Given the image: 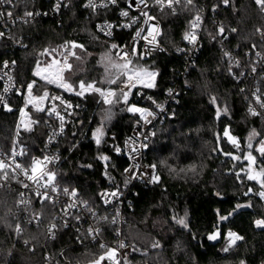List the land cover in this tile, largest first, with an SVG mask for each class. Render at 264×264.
<instances>
[{"label":"trees","instance_id":"1","mask_svg":"<svg viewBox=\"0 0 264 264\" xmlns=\"http://www.w3.org/2000/svg\"><path fill=\"white\" fill-rule=\"evenodd\" d=\"M200 3L201 0H194L192 5L184 4L176 14L169 10L159 13L163 25L160 39L167 47L182 43L190 22L199 12ZM47 4L45 0L16 1L21 12L36 11ZM103 17L104 11L90 12L74 2L63 12L61 20L41 16L33 22L17 25L15 33L26 41V48L13 49L7 41L0 40V60L6 57L16 60L20 90L16 108L0 111V133L10 138L18 108L23 103V92L32 81H35L36 94L57 91L80 100L86 109L74 113L68 123L60 146L62 161L54 171L58 184L76 190L85 201L98 208L102 207L99 194L104 188L126 183L124 170L128 158L119 155L115 147L123 144L134 122L133 115L121 109L117 89L124 78L112 84L105 80L106 66L111 69L112 78L117 73L111 63L102 58L108 54L112 62L123 61L111 53L107 41L96 33L95 25ZM219 18L224 34L217 35L216 27L208 26L197 65L185 78L178 73L180 62L175 56L164 54L153 62L142 63L155 68L158 74L154 87L140 84L135 91L142 88L145 93L160 97L168 86L182 85L175 115L157 124L149 146L147 159L156 165L159 182L151 187L136 185L138 193L127 211L122 233L127 242L143 247L154 241L162 245L160 250L135 257L138 264H241L242 261L243 264H264V227L255 224L264 219V199L256 194L264 189L256 180L247 179L248 171L243 170L245 165H250L245 159L248 153L255 157L252 166L257 172L264 168V155L258 153L256 142L251 141L252 148L248 147L251 131L255 130L258 137L264 139V109L255 103L252 93L255 80H264V69L256 76L243 70L254 63L247 59L251 46L264 49V36L257 31H264V12L255 0H229L219 11ZM73 41L83 48L76 51L80 59H76L77 56L70 59L73 68L66 72L69 83L79 88L81 81L95 82L102 89L114 90L118 102L113 98V104H105L95 92L72 95L34 75L39 62L70 52ZM225 51L231 58H238V67L224 56ZM212 97L216 98L215 104L211 102ZM261 98L264 99L263 94ZM220 106L227 108V112L223 111L218 117ZM250 106L257 108L261 115H251ZM108 111L111 119L105 121L103 115ZM37 117V128L27 138L35 142L31 144L33 152L39 151L47 134L45 116L38 114ZM102 124L105 135L97 146L92 134ZM226 127L240 141L239 148L222 137ZM101 156L109 160L99 159ZM234 156L239 159H233ZM253 170L251 167L252 173ZM250 188L253 192L245 195ZM17 196V189L0 190V264H42L49 251L55 255L63 251L65 258L84 264L94 261L104 251L97 242L79 244L70 229L62 230L55 240H48L46 225L53 218L51 211H43L44 220L39 226L20 222L11 213ZM185 213L187 228L173 219L184 217ZM221 216L228 218L221 220ZM17 223L23 229L19 235L15 232ZM104 225L103 235L111 243L115 239V227L108 222ZM217 230L221 231V241L213 243L208 236ZM229 232H237L243 239L224 252Z\"/></svg>","mask_w":264,"mask_h":264},{"label":"built area","instance_id":"2","mask_svg":"<svg viewBox=\"0 0 264 264\" xmlns=\"http://www.w3.org/2000/svg\"><path fill=\"white\" fill-rule=\"evenodd\" d=\"M17 0H12L9 4L6 0H0V12L5 13L4 16L0 17V32L4 33L0 36V40H5L9 43L10 47L13 49H23L26 48L27 43L24 41L22 36H17L15 30L17 25L20 23L33 22L38 17H54L59 20L62 19L63 12L70 8L74 2H77L81 7L87 9L90 12L104 11L105 17L98 20L95 25L96 33L107 41L108 49L111 53L118 59L121 60L120 56L122 53L127 52L131 55L133 47H135L136 55L131 56L133 63L136 65H143V61L153 62L161 55L175 56L180 65L178 66V73L182 77H186L188 73L196 67L199 54L202 50L204 39L206 33H208V26L213 25L216 27V34L218 33V28L223 25V22L219 18V11L225 5L223 0H201L198 14L201 16V23L199 28L195 30L197 35V41L195 45L189 43L184 38L182 43L173 48L167 47L160 39L163 34L162 19L159 13L161 9L154 5V0H148L149 7L143 9L147 11L149 15L155 17L154 20L145 23L146 17L141 15V7L136 5V0H117L115 5H109L107 8H98L95 11L86 7L88 0H60V8L57 11L55 5L57 0H45L48 4L46 7L34 10H27L21 12L16 5ZM97 3L100 0H96ZM132 7H129V4ZM184 5L182 2L175 6V14L180 10L181 6ZM164 10L172 11L169 8H164ZM11 11L13 16L10 18L7 16V12ZM127 11L128 16H122L121 12ZM25 12H32L34 15L32 17H25ZM135 21V22H133ZM105 24H111L113 27L109 30L105 28L103 31L100 27ZM124 25H130L129 27H124ZM155 25L159 28V33L156 35V42L149 44L148 41L143 39L147 36L149 31V26ZM141 29L143 31H141ZM190 30V24L188 29ZM111 31V35H106L105 33ZM141 31V36L137 37L136 33ZM185 32V33H186ZM218 35V34H217ZM221 36V35H220ZM184 37V36H183ZM149 40L152 37H148ZM117 45V48L113 49L111 45ZM261 53V56H257L256 53ZM71 54L67 55L68 62H70ZM142 57V58H141ZM234 63L238 61L236 56L231 58ZM247 59H252L254 62L251 66L243 67L244 73L256 76L260 71L264 69V49L258 48L253 45L251 49L247 52ZM64 60V59H63ZM5 62H7V67H5ZM63 62V61H62ZM61 62V63H62ZM255 66L257 71L253 73L251 71L252 66ZM240 66H242L240 64ZM11 77V79H9ZM122 80L119 83L117 91L124 87ZM33 82V81H32ZM31 82V83H32ZM256 85L253 88L252 93L257 95L263 94L264 96V80L256 79ZM0 111H9L8 109L16 108V98L20 97V90L18 88L16 79V60L6 57L0 60ZM140 84H137V86ZM180 83H175L168 86L163 95L157 97L156 95L147 94L142 88H138L135 91V87L131 89V94L128 98V104H125L122 100L121 109L128 112L126 109L128 106L134 105L136 107L147 110L151 112L152 115L147 117V122L142 119L139 113H131L134 117V122L131 127L130 132L125 136L124 142L120 147L121 152L119 155L128 158V164L125 169H130L126 172L124 170V176L127 183L118 186H109L104 188L100 194L99 199L101 201V208L93 206L88 203L92 211H88L80 201H85L78 193L77 197H71L65 195L63 187L56 181V176L54 180V186L56 191L52 192L51 186L47 189L41 187L40 192L47 191L51 200H42L41 197L36 195L37 185L32 181H29L25 176L16 169L13 173L12 169L15 164H20L24 167L30 168L33 159H38L43 162L45 156L54 158L51 163H47V170L55 173L54 169L62 161L61 143L66 136L67 126L70 122L74 113L80 112L86 109V106L78 99H72L65 95L63 92L52 91L48 92L49 96L44 101H36L33 103H27L28 91L27 88L23 92V103H21L18 108L17 118L15 121L14 131L10 138L4 137L0 133V160L10 165L9 178L5 181L0 179L1 189H17V201L21 199L20 193H24V199L30 201V204L26 207L21 205L17 206V201L15 203L14 209L11 211L12 214L21 222H26L29 225L39 226L44 220V210L51 211L53 218L46 225V238L48 240H55L59 236L62 230L70 229L74 232L75 238L78 240L79 244L86 242H97L100 245L104 244V251L100 256L105 255L108 249H116L117 255L115 259L105 258L101 261V264H138L135 257L144 256L150 253V251L162 249L161 243L160 247H153L152 245L157 241L152 242L148 247H143L136 243H129L123 237V228L127 219V211L131 209L134 203V198L138 193L137 186L141 187H151L156 182H151V177L153 172L158 175L157 167L155 170L151 167L153 163L149 162L147 159L149 146L151 140L156 134V126L158 123L165 121L167 118L173 117L176 113V106L179 102V93L181 91ZM187 86L186 82L184 83ZM136 86V87H137ZM35 87V84H34ZM34 87L32 89L33 97H41L43 93L36 94L34 92ZM7 89V91L5 90ZM127 91V89H124ZM259 90V91H257ZM72 95H76L75 92ZM53 97H60L65 104H61L59 99H52ZM66 104H71V108H66ZM41 107L45 109L44 111H36V107ZM55 106L56 112H59L60 116L64 117L63 131L60 129V119L55 114L49 115V111ZM159 106V107H158ZM21 109L24 110L25 115L21 116ZM10 110V111H11ZM257 110V108H256ZM258 111V110H257ZM259 112V111H258ZM38 114L44 117L45 127L47 129V134L45 139L39 145V151L33 152L31 144L35 143L33 140H27L29 135L37 128L39 119ZM23 120V123L21 122ZM27 124L31 131L27 130L24 125ZM19 125V128L17 127ZM51 138V139H50ZM126 142L127 146H126ZM147 147H143V145ZM38 147V146H37ZM135 147L137 151L133 152L132 148ZM23 150L24 154H20ZM13 151L16 155L13 159ZM138 165V167H133ZM43 167V164L41 165ZM39 175V173H37ZM27 183L30 185L29 188H24L22 183ZM44 183V181H41ZM69 192L72 190L67 188ZM251 189V188H250ZM119 190L118 197H103L102 193H111L113 191ZM261 191V190H260ZM253 192V190H252ZM250 192V193H252ZM245 193H249L248 191ZM260 197V196H259ZM110 200L109 203H105V200ZM76 202V207L68 209V215L65 216L64 209L73 202ZM35 213L40 214V219L37 222L33 217ZM79 217V220L75 219ZM102 217H107V220L101 219ZM113 218H115V223H113ZM31 221V222H29ZM111 223L115 227L114 241L108 243V240L103 235L105 231V223ZM55 223L57 228L55 230V238H51L48 234V228L50 224ZM66 224V226H65ZM89 227L99 228L100 232L96 235L95 239L88 235ZM123 244L124 247H120ZM99 256V257H100ZM99 257L97 259H99ZM95 259V260H97ZM94 260V261H95ZM93 261L84 264H92ZM42 264H83L78 260H71L64 257L63 251L58 255L46 252L44 263Z\"/></svg>","mask_w":264,"mask_h":264},{"label":"snow or ice","instance_id":"3","mask_svg":"<svg viewBox=\"0 0 264 264\" xmlns=\"http://www.w3.org/2000/svg\"><path fill=\"white\" fill-rule=\"evenodd\" d=\"M7 3L11 4L12 0H6ZM184 3L185 5H192L194 0H154V5L158 6L161 11L164 10V8H169L172 10L173 14H175V6L179 5L181 3ZM117 3V0H100L99 3L96 2V0H88V4L86 5V7H90L92 8L94 11L98 8H107L109 5H115ZM223 3L225 5H227L229 3V0H223ZM256 5L260 8V10L262 12H264V0H255ZM136 5L137 6H142L141 7V15L146 17L145 23H147L148 21L154 20L155 17L151 16L148 14L147 11H144L143 9H146L147 7H149V2L148 0H136ZM61 4H60V0H57V3L55 5V9L58 11L60 8ZM133 5L130 3L129 7H132ZM5 13L0 12V17L4 16ZM34 14L32 12H25L24 16L25 17H32ZM122 16L127 17L128 16V12L127 11H122L121 12ZM7 16L8 17H12L13 13L11 11L7 12ZM27 22V21H25ZM135 22V21H133ZM201 23V16L199 14H197L195 16V18L190 22V30L187 31L184 34V39L186 41H188L189 43L195 45L196 41H197V35L195 30L197 28H199ZM130 25H124V27H129ZM100 27V30L103 31L105 28L107 29H111L113 26L111 24H105L102 26H98ZM141 31H143L141 29ZM141 31H138L136 33L137 37L141 36ZM231 31L235 32L236 29H231ZM258 32H261V35L264 36V31H262L261 29H257ZM225 32L224 26L220 25L218 28V35H223ZM159 33V28L158 26L155 25H150L149 26V31L147 36L143 37V39H145L146 41H148L149 44H153L156 42V35L154 34H158ZM106 35H111V31H108L105 33ZM4 33L0 32V36H3ZM148 37H152L151 40L148 39ZM71 43V48L75 49V48H83V45H79L76 42H70ZM65 47H67V45H65ZM111 47L113 49L117 48V45L113 44L111 45ZM253 48H255V45H253ZM47 51V50H46ZM55 51V50H53ZM71 55L75 56V53L72 52ZM136 55V50L135 47H133L131 55L127 52H124L121 54L120 58L123 61L122 63H116V62H112L111 61V57L110 55L106 54V56L103 59H107L110 63H111V68L116 69V76L114 78H112V73H111V69L108 68L107 66L105 67V80L107 83L112 84V83H116V81L118 79H120V77L124 78L123 84L124 87L120 89V98H122L123 102L125 104H128V98L129 95L131 94V89L136 87L137 84H142L143 87L146 88H152L155 86V77L157 76V72L155 71H149L147 68H144L142 66H138L136 64L133 63V60L131 59V56ZM257 56H261V53L257 52L256 53ZM224 56L225 57H229L231 59V54L227 51L224 52ZM142 58V57H141ZM76 59H80L79 56L76 57ZM236 66H239V61H236ZM5 67H7V62H5ZM73 68V65L71 63L68 62V58L67 56L64 57L63 62H58L55 59H53V61L51 63H49L47 65V67L45 68H41L40 64H37V70L35 71L34 75L40 77L42 80H44L45 82L49 83V84H56L57 87L63 88L67 91H74L73 85L68 83L64 77V72L65 71H71ZM251 71L253 73H255L257 71L256 67L253 65L251 68ZM229 72H231V67L229 68ZM241 75H243V73H241ZM9 79H11V77H9ZM35 81H33L32 83H29L27 85V91H28V100L26 101L27 103H33L34 100L36 101H44L45 99L48 98L49 94L47 91H45L43 93V95L41 97H33L32 96V89L34 87ZM124 89H127V91H125ZM7 91V89H5ZM87 91H93L96 93H99V95L103 98L104 103L105 104H113L114 103V99L113 98H117V93L115 91L112 90H103L101 88H98L95 86V82H91V83H85L84 81H81L79 83V91H76L75 94L78 96H83L85 94V92ZM243 91V90H242ZM259 91V90H257ZM254 99H255V103L257 105H259V107L261 109H264V99L261 98L260 95H257L256 93H253ZM3 98L0 97V100H2ZM52 99H59L61 104H65V102L60 98V97H53ZM117 98V101L118 102ZM211 102L213 104L216 103V98L212 97ZM66 108H71L72 105L71 104H66L65 105ZM159 107V106H158ZM9 111L11 109H8ZM45 109L41 108V107H36V111H44ZM128 112L131 113H139L142 119H145V121L147 122V117L151 116L152 113L151 112H147V110L136 107L134 105L128 106L126 109ZM225 113L227 112V108H225L223 110ZM249 113L253 116H257V115H261L260 112H258L256 110L255 107H249L248 109ZM52 113H55L59 119H60V129L61 131H63V126H64V117L60 116L59 112H56V108L55 106L52 107V109L49 111V115H51ZM221 114L220 109H217V116L219 117V115ZM25 115L24 110L21 109V116L23 117ZM105 121L106 120H110L111 119V112L108 111L105 113V116L103 118ZM23 123V120L21 121ZM19 128V125L17 126ZM24 127L31 131V128L25 124ZM93 139L95 140V143L97 146H99L102 143L103 137L105 135L104 132V127L103 124L101 125V127H98L94 132H93ZM225 136H227L230 140V142H232L237 148H239V143L238 141L234 138L231 137L229 135L228 130H225L224 133ZM259 135V133H257L255 130H253V132L250 134L249 136V144L248 147L252 148V144H251V139L255 136ZM51 139V138H50ZM126 142V146H127ZM143 147H147V145H143ZM115 151L117 153L121 152L120 147L116 146L115 147ZM132 151L135 152L137 151V149L135 147L132 148ZM257 151L261 154L264 155V140H261L259 142V147L257 149ZM21 155L24 154L23 150L20 153ZM16 153L15 151H13V159L15 157ZM227 155V154H226ZM52 159L54 158H50L45 156L43 158V162L41 160L38 159H33L32 161V165L30 168L28 167H24L20 164H15V167L12 169L13 173H15L16 169H19V171L25 176V178L29 181H32L33 183H35L37 185V190H36V195L41 197L42 200H51V197L49 196L48 192H40V188L43 187L45 189H47L49 186H51V190L52 192H55L57 189L54 186V180H55V176L56 174L50 170H47V163H51ZM99 159L107 162L109 160V157L107 156H101L99 157ZM233 159H239V157L234 156ZM245 159H247L251 164L255 163V157L252 156L251 153H248L245 156ZM47 162V163H44ZM43 164V167H41V165ZM89 167H91L89 165ZM107 167V164H106ZM133 167H138V165H134ZM151 167L153 168V170H155L156 165H151ZM10 168V165H8L7 163H5L3 160H0V179L2 180H7L9 178V171L7 169ZM194 171V168L192 169ZM126 172L130 171V169H125ZM37 173H39V175H37ZM105 175L107 176L108 173L107 171H105ZM239 173H237V177L239 178ZM111 179V177H109ZM247 179L249 180H256L259 184L261 189H264V168L260 169L259 172H256L255 174L252 173L251 171V167L248 170V174H247ZM41 181H44V183H41ZM151 182H159V176L155 174V172H153V175L151 177ZM22 183V186L24 188H29L30 185L27 183ZM127 183V181H126ZM0 187H3V185H0ZM64 194L65 195H69L71 197H77L78 193L76 192V190H72L71 192H69V190L67 188L63 189ZM248 192H252V189H249ZM258 196H260L262 199H264V190L259 191L258 193H256ZM21 199H19L17 201V206H27L30 204V201L25 200L24 197V193L21 192L20 194ZM103 197H118L119 195V190L117 191H113L111 193H102L101 194ZM245 195H248V193H245ZM110 200H105V203H109ZM80 204H82L85 208L88 209V211H92L91 207L88 205L87 201H80ZM248 207H250L251 205H246ZM76 207V202L74 201L73 203L69 204L67 206V208L64 209V214L65 216H67L68 213V209L70 208H74ZM237 207H242V205H237ZM231 215V214H230ZM186 216L187 214L185 213L184 217H173V219L176 221L177 224L183 226L184 228L188 227L187 221H186ZM37 222L40 219V214L39 213H35L34 217H33ZM228 217L226 216H221L220 219L221 220H226ZM75 219L79 220V217H75ZM101 219L107 220V217H102ZM31 222V221H29ZM113 223H115V218H113ZM255 224L257 227H264V219L261 220H257L255 221ZM9 227H11V225H8ZM66 226V224H65ZM57 228V225L55 223L50 224L49 228H48V234L51 238H55V230ZM23 231V229L21 228L20 224L17 223L15 225V232L19 235L21 234ZM88 231V235L92 236L93 239H95L96 235L99 234L100 229L99 228H93V227H89ZM220 233L219 231H215L213 234L208 236L209 240H215L219 237ZM243 237L237 235L234 232H229L227 234V245L226 247L223 249L224 252H228L235 244L238 240H242ZM27 243V241H26ZM153 247H160L159 243L156 242L152 245ZM101 248H104L105 245L101 244L100 245ZM120 247H124L123 244L120 245ZM117 255V251L116 249H108L106 256L102 255L99 257V259L95 260L92 262V264H101V261H103L105 258L108 259H115ZM116 264H119V262L117 261ZM241 264H243V261L241 262Z\"/></svg>","mask_w":264,"mask_h":264},{"label":"rangeland","instance_id":"4","mask_svg":"<svg viewBox=\"0 0 264 264\" xmlns=\"http://www.w3.org/2000/svg\"><path fill=\"white\" fill-rule=\"evenodd\" d=\"M78 49H82V48H75V49H71V51L70 52H66V53H64L63 55H58V56H51V57H49V59L47 60V61H44V62H39V64H40V67L41 68H45V67H47V65L49 64V63H51L52 61H53V59H55L56 61H58V62H62L63 61V59H64V57L65 56H67V55H70L72 52H74L75 53V56H77V50ZM75 56H71V58L70 59H72L73 57H75ZM106 59V58H105ZM106 61H108L107 59H106ZM72 64V63H71ZM138 66H142V67H144V68H147L149 71H155V72H157V70L155 69V68H152L151 66H143V65H138ZM37 70V65H36V68H35V70H34V72ZM66 72L67 71H65L64 72V77H65V79H66V81L69 83V81H68V79L66 78ZM40 78V77H39ZM54 85H56V84H54ZM57 86V85H56ZM96 86V85H95ZM96 87H98V86H96ZM74 88V87H73ZM98 88H100V87H98ZM102 89V88H101ZM65 90V89H64ZM103 90H109V89H103ZM65 91H67V90H65ZM76 91H79V88H74V91H67V93H69V94H73L74 92H76ZM112 91H114V90H112ZM93 91H87V92H85V93H92ZM96 93V92H95ZM99 94V93H98ZM102 100H103V98H102ZM104 101V100H103ZM121 103H122V98H121ZM219 109H220V111H221V114L223 113V109L224 108H222L221 106L220 107H218ZM104 116L105 115H103V118H104ZM100 127H101V125H100ZM103 127H104V125H103ZM229 130H230V128H229ZM104 132H105V127H104ZM253 131H251L250 133H249V136H250V134L252 133ZM224 133V132H223ZM249 136H248V139H249ZM222 137H225L223 134H222ZM104 138V137H103ZM237 138V137H236ZM225 139L229 142V143H231V144H233L232 142H230L226 137H225ZM238 139V138H237ZM261 140H264L263 138H259L258 137V135L257 136H255V137H253L252 139H251V141H255L256 142V147H257V149H258V147H259V142L261 141ZM238 141V143L240 144V141L239 140H237ZM259 153V152H258ZM253 164H251V167H252V169H254L253 170V173L255 174L256 172H257V170H256V168L254 167V166H252ZM259 172V171H258ZM249 190V189H248ZM248 194H250V193H248ZM261 198V197H260ZM262 199V198H261ZM234 233H237V232H234ZM236 243H238V241L236 242ZM227 245V244H226Z\"/></svg>","mask_w":264,"mask_h":264},{"label":"bare ground","instance_id":"5","mask_svg":"<svg viewBox=\"0 0 264 264\" xmlns=\"http://www.w3.org/2000/svg\"><path fill=\"white\" fill-rule=\"evenodd\" d=\"M226 129L228 130V132H229V135L231 136V137H234L236 140H238L231 132H230V130H229V127H226ZM225 129V130H226ZM225 130H224V133H225ZM224 133H223V135H224ZM225 136V135H224ZM228 140H229V138L227 137V136H225ZM230 141V140H229ZM237 235H239V236H241L239 233H236ZM242 237V236H241Z\"/></svg>","mask_w":264,"mask_h":264},{"label":"water","instance_id":"6","mask_svg":"<svg viewBox=\"0 0 264 264\" xmlns=\"http://www.w3.org/2000/svg\"><path fill=\"white\" fill-rule=\"evenodd\" d=\"M218 231H219L220 235H219V237H218L217 239L212 240L213 243H218V242L221 241V231H220V230H218ZM213 233H214V232H213ZM213 233H211V234H213ZM211 234H210V235H211Z\"/></svg>","mask_w":264,"mask_h":264},{"label":"flooded vegetation","instance_id":"7","mask_svg":"<svg viewBox=\"0 0 264 264\" xmlns=\"http://www.w3.org/2000/svg\"><path fill=\"white\" fill-rule=\"evenodd\" d=\"M249 168H250V165H245L243 170H247L248 171Z\"/></svg>","mask_w":264,"mask_h":264}]
</instances>
